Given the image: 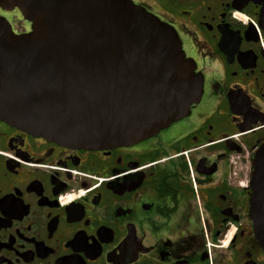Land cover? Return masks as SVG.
I'll return each mask as SVG.
<instances>
[{"label": "flooded vegetation", "instance_id": "1", "mask_svg": "<svg viewBox=\"0 0 264 264\" xmlns=\"http://www.w3.org/2000/svg\"><path fill=\"white\" fill-rule=\"evenodd\" d=\"M177 34L208 97L131 145L72 148L0 120V264H264V0H131ZM15 35L31 23L0 0Z\"/></svg>", "mask_w": 264, "mask_h": 264}, {"label": "water", "instance_id": "2", "mask_svg": "<svg viewBox=\"0 0 264 264\" xmlns=\"http://www.w3.org/2000/svg\"><path fill=\"white\" fill-rule=\"evenodd\" d=\"M31 23L0 19V120L60 145L140 142L188 115L203 75L176 32L131 0H3ZM250 217L264 249V143L252 159Z\"/></svg>", "mask_w": 264, "mask_h": 264}, {"label": "rangeland", "instance_id": "3", "mask_svg": "<svg viewBox=\"0 0 264 264\" xmlns=\"http://www.w3.org/2000/svg\"><path fill=\"white\" fill-rule=\"evenodd\" d=\"M208 94H209V90H208L207 87H206V88L204 89L202 99L208 97Z\"/></svg>", "mask_w": 264, "mask_h": 264}]
</instances>
